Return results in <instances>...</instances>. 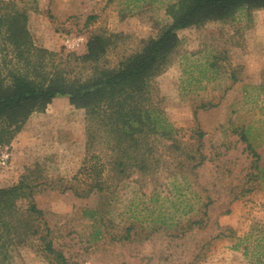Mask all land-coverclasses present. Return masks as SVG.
Masks as SVG:
<instances>
[{
	"label": "rangeland",
	"instance_id": "374dc122",
	"mask_svg": "<svg viewBox=\"0 0 264 264\" xmlns=\"http://www.w3.org/2000/svg\"><path fill=\"white\" fill-rule=\"evenodd\" d=\"M15 1L29 13L35 43L64 58L86 54L94 34L112 36L102 65L114 68L162 34L176 0ZM177 33L181 44L154 79L152 97L181 130L189 156L171 149L172 141H155L151 168L111 189L103 221L84 214L101 197L76 194L87 121L69 96L32 114L1 152L10 158L0 161V187L34 179L38 207L69 264H264L244 251L253 252L255 242L243 240L264 226V184L253 177L256 159L239 136L252 127L264 167V9ZM11 264L51 263L22 247Z\"/></svg>",
	"mask_w": 264,
	"mask_h": 264
},
{
	"label": "trees",
	"instance_id": "16d2710c",
	"mask_svg": "<svg viewBox=\"0 0 264 264\" xmlns=\"http://www.w3.org/2000/svg\"><path fill=\"white\" fill-rule=\"evenodd\" d=\"M259 9H264V0H176L167 7L172 23L162 34L148 39L138 52L111 68L102 62L112 36L94 34L86 54L64 58L35 43L27 10L20 9L15 0L0 1L1 52L6 53L0 61V155L32 114L45 111L59 96H69L72 105L86 112L87 121V156L75 176L76 194L100 196L99 206L84 214L95 222L103 221L111 189L151 168L155 141H172L171 149L189 156L181 147V130L152 97L154 79L167 69L181 44L177 31L212 21H233L240 11ZM239 136L256 159L253 177L264 184L261 156L251 143L252 127L240 130ZM205 158L201 157L200 164ZM36 188L30 176L17 185L0 187V264H11L12 254L22 247L37 248L51 264H69L55 246L46 213L38 207ZM259 231L243 242H255L253 252L244 247L245 255L261 261L264 226Z\"/></svg>",
	"mask_w": 264,
	"mask_h": 264
},
{
	"label": "built area",
	"instance_id": "2783aa9c",
	"mask_svg": "<svg viewBox=\"0 0 264 264\" xmlns=\"http://www.w3.org/2000/svg\"><path fill=\"white\" fill-rule=\"evenodd\" d=\"M9 154L8 153H4L3 155L0 156V161H1V165H6L8 159H9Z\"/></svg>",
	"mask_w": 264,
	"mask_h": 264
}]
</instances>
